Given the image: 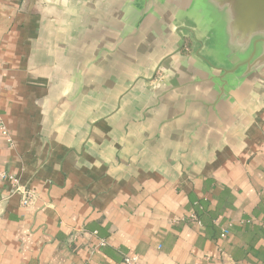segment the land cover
I'll use <instances>...</instances> for the list:
<instances>
[{
  "label": "crops",
  "instance_id": "obj_1",
  "mask_svg": "<svg viewBox=\"0 0 264 264\" xmlns=\"http://www.w3.org/2000/svg\"><path fill=\"white\" fill-rule=\"evenodd\" d=\"M250 7L0 0V264H264Z\"/></svg>",
  "mask_w": 264,
  "mask_h": 264
},
{
  "label": "built area",
  "instance_id": "obj_2",
  "mask_svg": "<svg viewBox=\"0 0 264 264\" xmlns=\"http://www.w3.org/2000/svg\"><path fill=\"white\" fill-rule=\"evenodd\" d=\"M1 128H2L3 134L7 136L8 141L12 142L13 139H12V137L9 136V133L6 130V128L3 125H2ZM18 190L22 194V204L23 205H25V206L30 205L34 201L35 193H34V191L32 189L19 187ZM190 219L198 222L199 224H201L200 219L194 213L191 215ZM108 244H109L108 240L105 239V238H102V239H100L98 245L96 247H94V249L100 248V247L108 245ZM124 261L127 264H138L139 263V256H137V255H126L124 257ZM82 264H90V263L88 261H85Z\"/></svg>",
  "mask_w": 264,
  "mask_h": 264
},
{
  "label": "water",
  "instance_id": "obj_3",
  "mask_svg": "<svg viewBox=\"0 0 264 264\" xmlns=\"http://www.w3.org/2000/svg\"><path fill=\"white\" fill-rule=\"evenodd\" d=\"M244 3L250 5V13L256 15L260 10L264 9V0H244Z\"/></svg>",
  "mask_w": 264,
  "mask_h": 264
}]
</instances>
